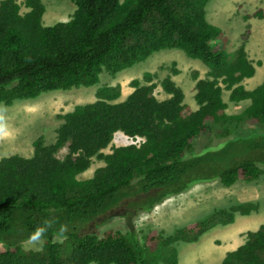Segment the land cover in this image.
Instances as JSON below:
<instances>
[{
    "label": "trees",
    "instance_id": "obj_1",
    "mask_svg": "<svg viewBox=\"0 0 264 264\" xmlns=\"http://www.w3.org/2000/svg\"><path fill=\"white\" fill-rule=\"evenodd\" d=\"M208 1L72 0L71 18L48 26L41 22L40 0H24V12L17 0L0 1V103L5 105L96 85L103 70L114 76L161 50L179 49L207 67L203 78L197 70L191 73L193 109L171 77L178 72L173 61L170 74L160 80L168 97L157 99L148 71L129 82L133 90L120 101L119 84L99 86L93 102L58 116L62 122L53 143L38 137L31 157H1L0 264H148L150 259L178 264L173 243L196 242L210 228L233 222L236 213L258 210V201L239 202L167 236L148 230L141 238L129 221L137 210L150 209L192 181L219 178L231 185L264 176L258 165L264 161V132L256 133L261 127H254L252 141L233 131L252 123L264 129V79L251 90L241 84L254 75V65L243 45L228 52L223 31L204 15ZM254 15L263 17L261 11ZM223 87L229 101L249 104L228 115ZM117 132L144 140L103 152ZM209 133L232 137L193 152L196 138ZM61 149L66 152L58 158ZM94 158L102 164L91 177L79 179ZM116 215L125 216L127 232L107 227ZM54 234L61 241H53ZM245 236L220 264H264V223ZM34 237L42 239L40 248L22 247ZM158 249H167L168 256H155Z\"/></svg>",
    "mask_w": 264,
    "mask_h": 264
},
{
    "label": "rangeland",
    "instance_id": "obj_2",
    "mask_svg": "<svg viewBox=\"0 0 264 264\" xmlns=\"http://www.w3.org/2000/svg\"><path fill=\"white\" fill-rule=\"evenodd\" d=\"M40 1L44 6L41 19L43 25L68 21L75 10L72 0ZM17 2L22 4L21 10L25 11L24 0H17ZM263 7L264 0H209L204 11L207 21L225 34V46L228 52L233 51L239 45L244 46L255 68L254 75L241 82L247 90L255 88L264 79ZM258 9L263 10V17H254V12ZM246 15L249 18H246ZM173 61L176 63L178 72L172 75V79L182 88L185 104L193 109L192 107L196 106L195 80L191 73L197 70L201 77H205L207 68L200 60L187 58L179 49L161 50L117 72L114 76L103 70L99 74V83L93 86L52 90L41 93L34 99H17L10 105L0 103V158L12 154L31 157L33 142L38 137H42L45 144L53 143L56 128L62 122L58 116L70 112L76 105L93 102L96 99L95 91L99 86L119 84L123 86L126 97L132 88L129 82L132 79L141 78L143 73L148 71L154 74L152 82L156 84L154 95L157 99L168 97L161 88L160 80L170 73ZM228 95L229 90L223 87L222 97L228 105L225 110L228 115L238 114L249 104V100L237 103L229 101ZM120 98L116 101H120ZM254 127L258 128L256 133L264 132L263 127L255 123H252L251 127L238 126L233 131L235 135L243 138L249 137L248 139L252 141V137H255ZM122 139L131 142L124 136ZM222 139V136L216 133L204 134L196 138L193 150L198 153L204 145L222 144ZM119 143L124 144L125 141H121L118 132L113 135L109 146H119ZM110 150L108 147L105 152ZM65 152L66 149H61L56 156L60 158ZM101 164L102 162L96 159L91 167L95 169ZM258 165L264 170V161L259 162ZM90 173L79 174L78 178H88L91 176ZM247 200L258 201L259 208L256 212L248 215L235 214L232 223L219 224L210 228L196 242L179 241L172 244L177 251L178 264H220L226 252L244 243L247 231H253L264 223V176L250 182L238 179L231 185L221 184L218 178L192 181L187 188L156 203L151 210H137L129 221L139 237H141L140 233H146L148 230H158L167 236L176 228L197 221L216 209L229 208ZM110 220L108 228L121 232H127L130 229L125 216L116 215ZM102 229V227L98 228V230ZM56 236L58 234H54L52 240L61 241L62 238ZM41 244L42 239L36 237L26 239L21 243L23 248H40ZM148 251L154 253L155 250ZM154 254L167 257L169 252L167 249H158ZM157 261L150 259L148 264H157Z\"/></svg>",
    "mask_w": 264,
    "mask_h": 264
},
{
    "label": "clouds",
    "instance_id": "obj_3",
    "mask_svg": "<svg viewBox=\"0 0 264 264\" xmlns=\"http://www.w3.org/2000/svg\"><path fill=\"white\" fill-rule=\"evenodd\" d=\"M19 3H20V2H19ZM20 4H21V3H20ZM23 7L25 8V11H26V10H27V7H25L24 3H23ZM21 9H22V4H21ZM21 11H22V10H21ZM257 11H261V12H262L263 10H262V9H258ZM257 11H256V12H257ZM22 12H24V11H22ZM254 13H255V12H254ZM262 13H263V12H262ZM251 17H252V16H251ZM254 17H257V16H254ZM258 17H259V16H258ZM248 18H249V17H248ZM223 34H224V33H223ZM224 35H225V34H224ZM234 50H235V49H234ZM245 51H246V50H245ZM246 53H247V52H246ZM184 54H185V53H184ZM247 57H248V56H247ZM187 58H189V57H187ZM191 59H193V58H191ZM248 59H249V58H248ZM249 60H250V59H249ZM204 66H205V65H204ZM205 67H206V66H205ZM206 68H207V67H206ZM150 73H152V72H150ZM169 74H170V73H169ZM172 75H173V74H172ZM172 75H171V77H172ZM199 77H201L200 74H199ZM141 78H142V76H141ZM141 78H139V79H141ZM201 78H203V77H201ZM194 85H195V84H194ZM132 90H133V89H132ZM131 92H132V91H131ZM131 92H130V93H131ZM130 93H129V94H130ZM117 133H118V132H117ZM119 134H120V136H121V141H125L124 144H120V143H119V145H125V144H128V143H132V144H136V145L138 146V145L140 144V142L144 140V138L137 136L136 140L134 141V140H132V139L127 138V137H126L125 135H123L121 132H119ZM123 136H124L125 138L129 139L131 142H129L128 140H123V139H122ZM201 136H202V135H201ZM55 137H56V136H55ZM227 137H232V135L229 134V135L227 136V134H226L225 136H222V138H223V139H222V140H223L222 142H224V141L226 140ZM54 141H55V140H54ZM218 145H220V144H218ZM212 146H213V145H212ZM108 147L111 149V146L108 145ZM108 147H106L105 149H103V152H105V150H107ZM109 152H111V150H110ZM193 152H194V150H193ZM105 153H108V152H105ZM25 157H29V156H25ZM58 158H59V157H58ZM95 160H96V158L93 159V161H95ZM100 161H101V160H100ZM101 162H102V161H101ZM92 163H93V162H92ZM91 165H92V164H91ZM90 167H91V166H90ZM90 167H89L84 173H86V172H89V173H90V172H91L90 175L92 176V175H93V172H94L95 169L92 168V167L90 168ZM95 168H96V167H95ZM84 173H81V174H84ZM91 176H90V177H91ZM77 177H78V176H77ZM88 178H89V177H88ZM79 179H80V178H79ZM85 179H86V178H85ZM218 179H219V178H218ZM137 180H138V178H134V181H137ZM199 180H200V179H199ZM195 181H196V180H195ZM219 181H220V179H219ZM220 183H221V181H220ZM221 184H222V183H221ZM186 188H187V187H186ZM183 190H184V189H183ZM180 192H181V191H180ZM178 193H179V192H178ZM173 194H176V193H173ZM170 195H172V194L165 195V196L162 198V200L165 199L166 197L170 196ZM162 200H161V201H162ZM247 201H250V200H247ZM256 201H257V200H256ZM159 202H160V201H159ZM242 202H245V201H242ZM157 203H158V202H157ZM155 205H156V203H155L150 209H144V210H145V211L151 210ZM232 206H233V205H232ZM230 207H231V206H230ZM142 209H143V208H142ZM253 212H256V211H253ZM236 214H239V213H236ZM231 223H232V222H231ZM229 224H230V223H229ZM226 225H227V224H226ZM143 234H145V233H143ZM142 236H143V235H142ZM141 238H142V237H141ZM141 238L139 239V241L143 242V241L141 240ZM231 251H232V250H231ZM228 252H229V251H228ZM226 253H227V252H226Z\"/></svg>",
    "mask_w": 264,
    "mask_h": 264
},
{
    "label": "crops",
    "instance_id": "obj_4",
    "mask_svg": "<svg viewBox=\"0 0 264 264\" xmlns=\"http://www.w3.org/2000/svg\"><path fill=\"white\" fill-rule=\"evenodd\" d=\"M263 8H264V7H263ZM245 39H246V38H245ZM132 89H133V88L130 89V91L128 92V94L132 91ZM121 93H122V94H121V98H120V100H123V99L126 98V97L124 96V88H123V86L121 87Z\"/></svg>",
    "mask_w": 264,
    "mask_h": 264
},
{
    "label": "bare ground",
    "instance_id": "obj_5",
    "mask_svg": "<svg viewBox=\"0 0 264 264\" xmlns=\"http://www.w3.org/2000/svg\"><path fill=\"white\" fill-rule=\"evenodd\" d=\"M172 197H173V196H172ZM172 197H171V198H172ZM167 199H169V198H167ZM163 202H164V201H163Z\"/></svg>",
    "mask_w": 264,
    "mask_h": 264
}]
</instances>
